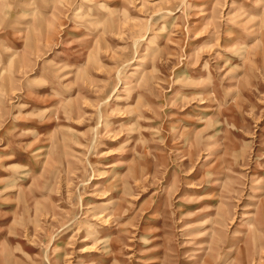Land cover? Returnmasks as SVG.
<instances>
[{
    "label": "rangeland",
    "instance_id": "rangeland-1",
    "mask_svg": "<svg viewBox=\"0 0 264 264\" xmlns=\"http://www.w3.org/2000/svg\"><path fill=\"white\" fill-rule=\"evenodd\" d=\"M0 264H264V0H0Z\"/></svg>",
    "mask_w": 264,
    "mask_h": 264
}]
</instances>
